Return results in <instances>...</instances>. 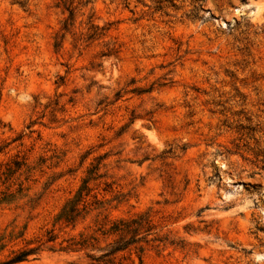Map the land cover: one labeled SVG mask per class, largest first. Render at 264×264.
Returning a JSON list of instances; mask_svg holds the SVG:
<instances>
[{"label":"rangeland","instance_id":"rangeland-1","mask_svg":"<svg viewBox=\"0 0 264 264\" xmlns=\"http://www.w3.org/2000/svg\"><path fill=\"white\" fill-rule=\"evenodd\" d=\"M33 248L264 264V0H0V264Z\"/></svg>","mask_w":264,"mask_h":264},{"label":"trees","instance_id":"trees-1","mask_svg":"<svg viewBox=\"0 0 264 264\" xmlns=\"http://www.w3.org/2000/svg\"><path fill=\"white\" fill-rule=\"evenodd\" d=\"M82 190L83 187L80 188V190L78 191V194L76 195V197L72 200H70L62 209L58 220H63L64 222H66L67 224H74L77 220V218L79 216H81L82 212L85 211L86 205H83V208H79V202L82 200ZM115 230H117V228H115ZM49 240H53V237L51 236L49 238ZM88 241L87 238L82 239V241L80 242H75L72 243L71 245H83L84 243H86ZM126 246L123 247H117L115 248L113 251L111 252H107L105 254H103L104 257H107L109 254H112L116 251H119L121 249H124ZM34 251H36L35 248L33 249H28V250H21L19 251L14 257H12L11 259L7 260L4 263L1 264H11L13 262H19L22 260H25L30 254H32ZM101 258V257H100Z\"/></svg>","mask_w":264,"mask_h":264}]
</instances>
